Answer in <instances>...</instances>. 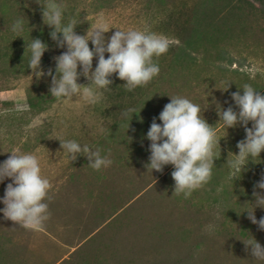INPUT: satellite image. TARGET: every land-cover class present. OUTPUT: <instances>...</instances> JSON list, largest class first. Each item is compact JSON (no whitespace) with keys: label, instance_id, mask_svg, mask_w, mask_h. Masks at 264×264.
<instances>
[{"label":"rangeland","instance_id":"rangeland-1","mask_svg":"<svg viewBox=\"0 0 264 264\" xmlns=\"http://www.w3.org/2000/svg\"><path fill=\"white\" fill-rule=\"evenodd\" d=\"M56 2L65 6L64 24L81 21L74 29L79 35L103 22L111 28L104 34L106 40L116 29L148 27L175 42L167 53L154 57L160 72L149 82L148 91L138 86L124 99V92L129 91L125 81L113 80L115 74L110 77V86L117 88L111 95L122 102L115 100L114 104L123 107L131 103L132 107L124 110L127 115L124 113L98 144L90 145L112 160L111 166L103 169L111 180L109 195L113 198L102 207V218L107 212L108 220L75 218V213L84 211L62 196L49 201L51 217L43 230L1 218L0 264H264L252 258L244 244L253 236L264 247V231L247 218L250 202H254L253 185L264 174V151L259 158H250L240 179H230V162L235 159L233 154H238L236 145L245 132L240 125L225 130L217 114V103L238 111L231 93L239 90L243 94V85L250 84L257 91L264 88V14L258 4L252 0ZM39 3L0 0V91L12 94V105L0 106V118L8 120L0 135L7 133L14 144L12 151L34 150L62 113L64 98L49 92L51 76L38 78L29 68L32 39L48 45L41 59L44 72L51 68L55 75L53 58L66 51L51 39L53 29L45 24ZM20 18L23 30L14 32L13 24ZM93 64L94 69L96 58ZM228 83V90L223 91ZM173 96L200 104L203 118L221 138L211 180L188 198L174 191V168L165 173L151 171L146 168L149 157L143 154L149 152L143 139L152 119L159 120V113ZM1 144L5 145L4 139ZM0 153L2 163L4 147ZM69 163L62 179L70 177L72 182L84 174L70 171L74 165L89 167L86 175H96L84 155ZM255 216L259 220L264 209L256 208ZM209 225L214 229L209 230Z\"/></svg>","mask_w":264,"mask_h":264},{"label":"clouds","instance_id":"clouds-1","mask_svg":"<svg viewBox=\"0 0 264 264\" xmlns=\"http://www.w3.org/2000/svg\"><path fill=\"white\" fill-rule=\"evenodd\" d=\"M41 5L43 20L47 21L45 24L53 29L50 32L51 39L57 47H66V51L53 58L56 64L55 75L51 68L44 72L41 59L48 45L38 38L32 39L29 45V68L38 78L51 76L49 92L57 98L72 100V97L81 95L88 103L98 104L104 99V91L111 90L113 80L110 77L113 74L125 81L123 85L129 91L147 85L160 72L154 57L167 53L175 42L173 37L148 27L116 29L106 40L104 34L111 28L103 22L91 31L87 30L86 34L79 35L74 29L81 21L63 23L64 5L56 0H45ZM23 25L24 20L20 18L13 24L12 30L22 31ZM105 53L108 54L107 58ZM94 58L97 64L93 69ZM81 76L87 79V84L77 82ZM229 84L223 91L228 90ZM242 92L238 90L231 93L238 111L232 106L223 109L217 103L219 121L223 122L225 130L240 125L245 132V138L236 145L238 154H233L235 159L230 162V179L233 181L241 178L250 158H259L264 151V95L250 84L243 85ZM158 119L161 123L158 124L154 117L146 134V139L150 141L146 168L162 173L164 166L172 165L174 191L188 198L192 191L211 180L214 160L220 156L221 138L217 137L215 127L203 118L200 104L183 96L170 97V102L163 107ZM249 122L251 127H248ZM60 145L69 161H75L77 155H84L88 158V165L97 171L112 164V160L102 156L99 149L93 150L87 144L81 145L75 140L65 139L60 141ZM9 153L8 158L0 163V183L6 179L11 181L7 183L0 199L4 205L0 212L4 219L20 227L43 230L51 217L49 201L52 199L50 192L53 185L42 174L40 159L36 154L24 153L19 149ZM257 189L264 190V174L253 185L254 202H250L252 207L247 211L251 223L264 231V216L259 220L255 216L256 208L264 209V192ZM208 229H214V225H209ZM244 244L246 250L250 249L252 258L264 261V247L253 236Z\"/></svg>","mask_w":264,"mask_h":264},{"label":"crops","instance_id":"crops-1","mask_svg":"<svg viewBox=\"0 0 264 264\" xmlns=\"http://www.w3.org/2000/svg\"><path fill=\"white\" fill-rule=\"evenodd\" d=\"M113 80H117L118 83L124 82L120 80L116 74L113 77ZM77 82L79 84L88 83L87 79L83 76H81ZM150 86L151 83H148L147 85L143 86L142 89L148 91ZM115 89L117 88L111 87V90L104 91V99L100 103L94 105L88 103V101L84 99L81 95L72 97V100L63 99L61 106L62 113L54 118L51 131L46 137V139L38 142L34 150L29 151L28 148L25 150H22L21 148L20 150L24 153H34L39 157L42 174L46 176L53 185V188L50 192V195L52 197L50 202H54V199L56 197L60 198L62 196L68 200L72 199L74 203L76 202L77 204H79V210L84 212L82 214L75 213V218L108 220L109 216L107 212L105 218H102V207L103 205H108L109 202L107 201H112L113 199L112 195H109L111 180L108 178L107 175L105 176L103 174V169L105 168H101L98 171L91 169V171L96 172V175H93L91 172L86 175L89 167H80V165H74L73 168L70 170L83 172L84 174L80 176V178L75 177L76 180L72 182L70 180V177L67 179H62L64 178V175L62 176V174L68 171H66V169L68 167V164L70 163L67 154L61 148L60 141H63L65 139H71L77 141L81 145L87 144L90 146L92 144H98L102 140V138L105 137V134L107 133L108 129L114 126L116 121L124 117V110L131 109L132 107L131 103L125 104L123 107H118L117 104H114V101L116 100V95L111 94ZM128 93L133 94V90L125 91L124 99L129 98ZM166 97L167 96L165 93L162 98L166 99ZM120 99H122V101L124 100L121 97ZM126 101H124V103ZM132 101L133 100H131V102ZM116 102L118 101L116 100ZM10 105H12V94L8 90L0 91V106L9 108ZM7 121L8 120H6L5 118H0V132H2V128H5L3 124H8ZM156 122L158 124L161 123L160 120H157ZM5 134L6 136L4 137ZM1 136L4 138H1ZM0 138V148L4 147L5 153H3V159L6 160V156H9L11 154L9 152H12L14 144H11V139H8L9 137L5 132L3 133V135H0ZM2 139H4L5 145L1 144ZM143 141V146L149 149L150 141L146 139V136ZM143 154L147 157L150 156V152L147 151ZM166 166L163 169L164 173L171 171L173 168V166L170 164L168 167ZM10 182V180L6 179L3 183H0V199H2L4 195V189L7 183ZM116 185L113 184L112 188H116ZM93 189H95L96 192ZM3 207L4 205L0 203V209H2ZM1 218H4L2 212H0V220ZM7 221L11 222V220Z\"/></svg>","mask_w":264,"mask_h":264},{"label":"trees","instance_id":"trees-1","mask_svg":"<svg viewBox=\"0 0 264 264\" xmlns=\"http://www.w3.org/2000/svg\"><path fill=\"white\" fill-rule=\"evenodd\" d=\"M252 1H254L255 3L258 4L259 9H260V10L263 12V14H264V0H252ZM260 93H261L262 95H264V88H263L262 90H260ZM29 103H30L31 106L33 105V102H32V101H29Z\"/></svg>","mask_w":264,"mask_h":264}]
</instances>
